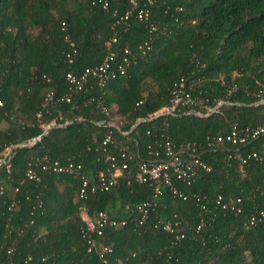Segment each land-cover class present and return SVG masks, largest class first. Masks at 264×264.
I'll return each instance as SVG.
<instances>
[{"label":"trees","instance_id":"obj_1","mask_svg":"<svg viewBox=\"0 0 264 264\" xmlns=\"http://www.w3.org/2000/svg\"><path fill=\"white\" fill-rule=\"evenodd\" d=\"M148 8L147 20L136 11L125 20L129 0H0V158L12 153L0 167V264H264V135L246 146L209 145L234 123L264 125V104H256L264 98V0H156ZM112 52V70L129 59L125 74L103 89L89 78L77 91L68 75L79 79ZM181 80L209 106L232 104L133 129L170 104ZM53 121L62 126L27 146ZM104 121L128 138L95 124ZM166 131L177 147L195 145L205 167L172 173V187L155 196L138 181L137 162L163 156ZM107 133L112 143L103 144ZM254 151L263 159L235 157ZM107 155L129 169L108 191L89 186L81 195L82 177L95 183L112 167ZM55 164L81 167L70 175ZM84 209L119 224L92 235Z\"/></svg>","mask_w":264,"mask_h":264},{"label":"built area","instance_id":"obj_2","mask_svg":"<svg viewBox=\"0 0 264 264\" xmlns=\"http://www.w3.org/2000/svg\"><path fill=\"white\" fill-rule=\"evenodd\" d=\"M131 5V10L128 11L124 17L125 20L129 18L133 11H136L137 18L140 20H147L150 16V10L148 6L153 5L156 0H129ZM103 8H108V3L104 2ZM64 25V24H63ZM152 30H156L155 26H151ZM117 38H113L112 42H116ZM146 43L145 46H140V49L146 53L147 50H150L151 46ZM111 42L107 43V46H110ZM125 53H128L126 50ZM116 54L114 52L110 53L105 62L97 68L88 69L82 77L76 79L71 75H68V79L72 84L75 85V89L77 91L82 90L86 82H88L89 78H97L99 82L100 88H104L107 81L115 79L117 77V72L120 74H125L126 66L130 65V61L128 58L124 59L125 66L119 65L118 70H112L114 65ZM172 97L170 100V104L162 107L157 112L149 115L147 118L139 119L133 126L135 129L139 124L143 122H150L156 119L164 118V117H179L181 115H191L194 114L199 117H208L214 113H218L223 105H231L232 103L224 100H220L214 106H209L206 104L204 99L201 97L195 96L190 90L185 88L184 80H181L178 85H175L173 90L171 91ZM49 101L52 103L60 102L58 99H55L51 94L49 95ZM70 101V100H68ZM260 104H264V98L260 99ZM107 112L108 110L105 109ZM108 113V112H107ZM40 117V115H38ZM81 120V119H79ZM69 122L66 123V125ZM95 124L99 127H112L120 131V133L127 137L129 136V132H123L120 130L119 126L116 122H95ZM62 125H58L54 121L48 125L43 126V132L38 137L31 139L27 146H32L42 140L44 136H46L49 131L53 128L61 127ZM261 135H264V125L258 126L256 129L250 128H239L237 123H234L231 126V131L227 137L219 136L213 139V143H209L210 146H214L216 143H223L224 141H229L233 145H248L250 142L255 141ZM162 137H165V141L161 144L163 147V156H161L160 152L154 153V159L149 161L139 160L137 162V174L136 177L138 181L142 184H149L155 187V196L162 194L161 188L162 186L172 187L171 182V174L174 173L178 178L187 177L190 173H195V168L198 166L205 167L200 155L198 154V149L195 145L187 144L185 147H177L172 143L170 137L168 136V131H166ZM112 143V136L110 133L105 134L103 144ZM124 151L128 149L123 148ZM11 151H7L2 158H0V167L3 165H8L11 160ZM149 155H153V152H150ZM125 156V154H123ZM237 157L242 164H246L248 159L254 158L256 160H262L263 158L259 156V154L254 151L249 154L247 157L237 154ZM132 158V157H131ZM112 167L106 170H100L98 172V180L97 182H91L90 179L86 177H82V190L81 195H85L86 189L90 186V189L93 193L97 191H108L112 186L117 183V179L124 173V171L129 169L127 163H123L121 165H117L116 159L111 155H107L105 158V162H111ZM55 171L61 173H69L70 175H77L78 170L80 169V165L75 167L73 164L68 167H58V164H55ZM35 173L32 171L29 173L30 178L35 177ZM176 193L177 191L174 190ZM149 204H144L140 207L141 210L144 211V218L148 217V213L146 207ZM82 217L86 222L87 229L92 235L102 236L103 231L106 226H117L119 224L118 221L113 220L109 217V215L105 212H100L95 216H88L87 210L84 209L82 213ZM125 224L124 222H122ZM167 229L170 230L171 226L167 225ZM96 248V242L91 241L89 251ZM105 252H111V250L107 247L104 248Z\"/></svg>","mask_w":264,"mask_h":264},{"label":"rangeland","instance_id":"obj_3","mask_svg":"<svg viewBox=\"0 0 264 264\" xmlns=\"http://www.w3.org/2000/svg\"><path fill=\"white\" fill-rule=\"evenodd\" d=\"M256 104L258 105V104H260V102H257ZM55 123H56V122H55ZM117 125H118V124H117Z\"/></svg>","mask_w":264,"mask_h":264}]
</instances>
